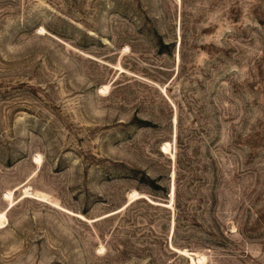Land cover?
<instances>
[{"label": "rangeland", "instance_id": "rangeland-1", "mask_svg": "<svg viewBox=\"0 0 264 264\" xmlns=\"http://www.w3.org/2000/svg\"><path fill=\"white\" fill-rule=\"evenodd\" d=\"M0 264H264V0H0Z\"/></svg>", "mask_w": 264, "mask_h": 264}]
</instances>
